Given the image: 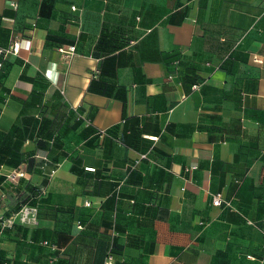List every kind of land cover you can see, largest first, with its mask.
I'll list each match as a JSON object with an SVG mask.
<instances>
[{"label":"crops","instance_id":"1","mask_svg":"<svg viewBox=\"0 0 264 264\" xmlns=\"http://www.w3.org/2000/svg\"><path fill=\"white\" fill-rule=\"evenodd\" d=\"M13 41L0 264H264V0H0Z\"/></svg>","mask_w":264,"mask_h":264},{"label":"built area","instance_id":"2","mask_svg":"<svg viewBox=\"0 0 264 264\" xmlns=\"http://www.w3.org/2000/svg\"><path fill=\"white\" fill-rule=\"evenodd\" d=\"M13 5V4H12ZM60 53H62L67 59L70 58L73 53H74V47L73 46H69V47H62L60 49H58ZM21 52L20 50V47H19V44L17 42H12L8 47L6 48H0V57H1V60H0V68L2 66V59L9 53L11 54H14V55H19ZM254 61L256 62H259V59L256 58V57H253ZM144 156H142L143 158ZM23 176V173L20 172V171H16V170H13L10 175H8V178L11 179V180H15L16 178H19V177H22ZM222 202V199L220 197V195H215L213 198H212V205L213 206H219ZM225 205L227 207H230V204L225 202ZM32 211H33V208L30 207V206H22L21 209H20V213H21V217L23 220H26L28 219V217H31L32 216ZM104 264H113L112 260H111V257L110 256H107L105 261H104Z\"/></svg>","mask_w":264,"mask_h":264}]
</instances>
